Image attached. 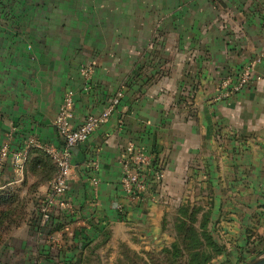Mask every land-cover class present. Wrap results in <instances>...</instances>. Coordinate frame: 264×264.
Segmentation results:
<instances>
[{
    "label": "crops",
    "instance_id": "obj_1",
    "mask_svg": "<svg viewBox=\"0 0 264 264\" xmlns=\"http://www.w3.org/2000/svg\"><path fill=\"white\" fill-rule=\"evenodd\" d=\"M257 57L248 86L224 96L223 82ZM84 66L93 70L89 89ZM68 89L74 127L123 97L73 149L77 177L64 198L72 210L48 226L39 212L48 158L34 151L22 176L5 162L0 218L10 214L0 239L10 240L0 254L116 264L123 243L137 252L169 245L171 217L185 203L211 211L225 248L211 264L247 256L264 240V0H0V149L9 143L12 153L31 139L62 146L54 121ZM129 144L164 163L163 180L142 200L121 182Z\"/></svg>",
    "mask_w": 264,
    "mask_h": 264
},
{
    "label": "built area",
    "instance_id": "obj_2",
    "mask_svg": "<svg viewBox=\"0 0 264 264\" xmlns=\"http://www.w3.org/2000/svg\"><path fill=\"white\" fill-rule=\"evenodd\" d=\"M261 61L262 57H257L255 61L242 70L236 81H224L223 88L225 92L223 95L231 96L247 87L253 80L255 64ZM92 72L93 70L89 66L81 68V73L87 82L86 89H89ZM122 97L123 92L119 91L102 112L90 115L80 125L74 127L71 119L75 108V91L68 89L65 92L64 99L54 121L58 134L63 141L62 146L46 145L36 139H31L26 148L12 153L9 143H5L1 147L0 169L10 158L16 172L21 176L25 172L28 153L31 147L43 148L57 164L58 174L50 181L46 196L41 200L39 205L43 225H48L58 210H72V206L64 198L71 182L77 177V166L72 161L73 149L86 142L103 123L108 121L120 104ZM122 163L124 167V174L121 180L122 186L132 199L142 200L143 193L149 189V186L152 183H160L165 175L163 161L158 162L153 154L146 152L134 144H129L124 149ZM94 166L97 167V163ZM156 167L159 168L157 169ZM91 181L94 187H97L100 183L96 176L92 177ZM119 208L120 210L123 209L122 206Z\"/></svg>",
    "mask_w": 264,
    "mask_h": 264
},
{
    "label": "trees",
    "instance_id": "obj_3",
    "mask_svg": "<svg viewBox=\"0 0 264 264\" xmlns=\"http://www.w3.org/2000/svg\"><path fill=\"white\" fill-rule=\"evenodd\" d=\"M38 150L43 152L42 154L51 164L53 170L51 181L58 174V166L43 148L35 146L29 149L27 165L30 163L32 153ZM9 210L13 212L11 208ZM9 214L7 210L2 212L0 230H5V221ZM92 226L95 227L93 223ZM173 234L174 240L159 250L137 252L127 244H121L122 257L118 258L116 264H211L225 251L224 246L215 238L211 230V211L197 204L185 203L177 209ZM109 236L108 232L103 233L102 244ZM89 244L91 243L86 247L90 246ZM92 260L90 256L83 257V264H91Z\"/></svg>",
    "mask_w": 264,
    "mask_h": 264
},
{
    "label": "rangeland",
    "instance_id": "obj_4",
    "mask_svg": "<svg viewBox=\"0 0 264 264\" xmlns=\"http://www.w3.org/2000/svg\"><path fill=\"white\" fill-rule=\"evenodd\" d=\"M174 221H175V215L173 217H171L170 220V228H173L174 225ZM7 237V235H6ZM6 237H2V239H0V245L2 242L8 241L10 239L6 238ZM12 245H15L14 241H11ZM254 250L253 252L249 253L247 256H240L238 258H234V257H229L224 259L222 262L218 263V264H243L245 262L251 261L255 258H259L261 256H264V240L263 241H254ZM18 244V243H17ZM121 250L122 247L120 246ZM8 254L4 255L3 252L0 254V264H31L32 260L31 258L28 257H23L21 256V251L18 252H14L15 254H10L9 251L7 252ZM41 262H45V260H41ZM34 263H37L34 262Z\"/></svg>",
    "mask_w": 264,
    "mask_h": 264
},
{
    "label": "water",
    "instance_id": "obj_5",
    "mask_svg": "<svg viewBox=\"0 0 264 264\" xmlns=\"http://www.w3.org/2000/svg\"><path fill=\"white\" fill-rule=\"evenodd\" d=\"M243 264H264V256H261L259 258H255L251 261L245 262Z\"/></svg>",
    "mask_w": 264,
    "mask_h": 264
}]
</instances>
